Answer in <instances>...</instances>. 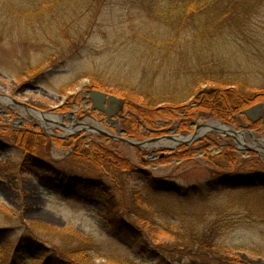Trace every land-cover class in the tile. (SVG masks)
<instances>
[{
	"label": "rangeland",
	"instance_id": "1",
	"mask_svg": "<svg viewBox=\"0 0 264 264\" xmlns=\"http://www.w3.org/2000/svg\"><path fill=\"white\" fill-rule=\"evenodd\" d=\"M10 1L25 6L31 2ZM90 1L92 9L83 4H80L83 8H77L78 1L72 0L70 7L59 10L56 18L50 22L48 20L52 27L45 25V29L43 26L30 27L27 21L18 22L6 10L0 9V93L8 99L29 103L49 115L62 117L60 108L66 104L76 114L71 121L49 120L55 125L52 129L54 133L50 134L43 125L45 118L26 113L27 110L18 104L10 106L0 100V141L6 144L5 149L0 151V229L5 232V240L9 241L8 245H0V258L5 259L4 264L12 258V247L29 227L34 228L37 235L45 236L41 231L45 230V225L55 230H71L90 236L97 241L103 254L109 251L116 255H130L138 261L143 258L140 251H132L131 246L123 241L116 225L106 217L101 205L64 197L46 185L45 180L55 178L54 173L46 169H24L21 165L26 152L24 149L36 143L34 151L39 161L49 162L58 170L88 178L100 177L97 169L89 168V163L72 157L73 151H69L68 144L76 140L77 146L83 149L104 144L128 159L137 171L133 174L129 170L115 173L114 180L121 184L124 194L128 195L134 189L140 192L144 204L156 210L162 218L160 220H176L178 223L180 219L198 215L208 225L216 227L218 244L227 250L222 254L225 259L231 260V264H264V219L255 213L259 206L264 205V185L238 190L225 189L217 182L222 175L229 173L241 175L246 171L263 176L264 153L242 147L234 137L218 130H209L195 141L182 142L175 148L154 147L150 143L142 148L85 131L67 137L62 124L77 122L85 112L90 114L80 102L72 104L68 101L73 96L80 99L83 91L92 83L90 75L102 80L104 92L121 98L123 102L126 95L124 85L130 83L135 86L143 78L145 65L160 63V56L147 61L153 57H147V53L140 49L141 42L131 32L132 27L150 30L158 35H168L170 31L151 14L156 0ZM59 24H65L73 40L70 45L65 44ZM248 26L242 30L245 33L237 31L239 38L236 37L238 35L225 32L206 53L216 60L222 59L227 73L239 74L252 89H258L264 87V6L259 13L254 14ZM253 26L263 30L259 36L255 34ZM38 28L44 31V40L40 42L32 37ZM246 38L249 42L245 41ZM58 39L69 50L49 61L48 57L60 48L55 43ZM144 53L146 60H141L145 57ZM27 70L30 73H25ZM158 73L157 77H164L165 70L158 67L150 71L152 76ZM194 100V97L189 100L193 102L190 116L186 117L184 112H180L177 114L179 119H169L171 114H164L169 117L162 114L156 127L146 122L138 125L132 110L121 111L130 121L129 128L136 137H132L124 128L122 120L111 129L96 115H87L83 122L96 120L111 135H118V129L123 128L124 137L142 141L163 138L160 143L169 140L164 138L166 136L188 137L195 133L197 123L204 126L210 120L219 121L227 129L238 132L248 129L258 136H264V119L252 123L246 115L236 113L222 120L213 111L198 107ZM260 104H264V101ZM21 111L26 115L21 114ZM28 131L44 135L48 144L24 139L23 132ZM55 139L63 142L57 144ZM66 140L72 141L66 144ZM246 142L254 144L249 139ZM152 151L155 152L154 158H150ZM162 154H165L164 157ZM229 155L235 157L233 162L229 163L225 159ZM142 170L172 182L180 188L182 195L163 187L158 188L157 192L150 190L146 187L147 177ZM193 188H197L198 195L192 190L188 193ZM126 202L131 204L130 201ZM128 215L133 219L131 214ZM161 242L166 246L170 243L167 239ZM167 254L162 260L150 264H225L219 256H211L197 249ZM92 258L91 264H109L101 253H94Z\"/></svg>",
	"mask_w": 264,
	"mask_h": 264
},
{
	"label": "trees",
	"instance_id": "2",
	"mask_svg": "<svg viewBox=\"0 0 264 264\" xmlns=\"http://www.w3.org/2000/svg\"><path fill=\"white\" fill-rule=\"evenodd\" d=\"M9 1L0 0V9L6 10L18 22L27 21L33 28L51 26L49 22L52 18H56L57 12L70 7L72 2V0H31L30 5L25 6L22 3L14 4ZM76 1L79 3L77 8L82 7L83 4L92 9L91 1ZM263 6L264 0H156L151 14L161 24L169 27L170 35L165 33L158 35L153 31L136 27H132L131 31L140 40V49L147 53V57H153L147 61L160 56V63L152 62L150 65H145L147 67L144 66L143 78L139 79L138 84L124 85L126 108L134 112L133 115L138 120L137 124L146 122L156 127L157 120L161 119L162 114H171L169 119H179L177 114L184 112L188 117L191 115L189 110L193 103L189 100L193 97L198 107L213 111V114L222 120L264 101V87L252 89L244 77L227 73L222 59L216 60L206 53L225 32L233 36L238 35L236 37L239 38L237 31L245 33L242 30L249 27L250 20ZM59 27L64 34L65 44L73 43L65 24H59ZM253 28L256 29L254 31L257 36L263 31L258 26ZM43 32L39 28L35 29L32 37L38 42L43 41ZM245 41L249 42V39L246 38ZM55 43L57 48H60L57 53L48 57L49 61L69 50L60 39ZM141 60H146V55ZM165 64L167 65L164 66ZM158 67L165 70L164 77H157L159 73L153 76L150 74L152 69ZM25 73L30 71L27 70ZM90 76L92 78L90 87L102 90V80H98L94 75ZM125 122L130 135L136 137L129 128L130 121ZM28 132H23L24 139L48 144L44 135ZM69 141L72 140L64 142L68 144ZM54 142L60 144L63 141L55 139ZM77 144L76 140L68 144L73 148L72 157L89 163V168L97 169L100 177L88 178L58 170L49 162L39 161L34 151L36 143L33 147L27 146L24 149L26 152L21 165L24 169L31 167L54 173L55 178L45 180L46 185L62 196L101 205L106 211V217L116 225L123 241L131 246L132 251H140L143 258L138 261L130 255H116L109 251L103 254L94 238L71 230H55L45 225V230L39 228L45 233V236L41 233L43 237L37 235L34 228L29 227V230L12 247V258L5 264H91L94 253H101L109 264L147 262L150 264L152 261L162 260L167 253L169 255L185 251L193 252L194 249L211 256H219L225 264H231V260L225 259L222 254L227 250L218 244L216 227H211L198 215L180 219L178 223L176 220L164 222L160 220V214L156 210L144 204L143 198L139 196L140 192L134 189L128 195L123 193L122 186L115 181L114 174L124 170H129L133 174L137 169L120 152L110 150L104 144H97L87 149ZM5 147L6 144L0 141V151ZM234 158L233 155L225 157L229 163L233 162ZM141 172L146 174V187L150 190L157 192L158 188L163 187L169 191H176L177 195H182L180 188L172 182L161 180L147 170ZM217 182L225 189L243 190L264 185V175L257 176L246 171L241 175L229 173L222 175ZM195 189L197 188L188 190V193L192 190L198 195L199 192ZM126 201H130L131 204H127ZM128 213L133 219L128 217ZM255 213L264 219V205L259 206ZM5 239V232L0 229L1 246L9 244ZM166 239L170 242L167 246L161 242ZM4 260L0 258V264H4Z\"/></svg>",
	"mask_w": 264,
	"mask_h": 264
},
{
	"label": "water",
	"instance_id": "3",
	"mask_svg": "<svg viewBox=\"0 0 264 264\" xmlns=\"http://www.w3.org/2000/svg\"><path fill=\"white\" fill-rule=\"evenodd\" d=\"M91 94L90 98L88 101L90 100H94L95 102L97 100L100 101V104L103 105L104 101L106 100V98L108 97V94L105 93V92H101V91H98V90H91L89 92ZM4 98H8L7 96H4V94H1L0 93V100L3 102L2 99ZM12 102V105L13 104H18L19 106H22L24 107L27 112H37L39 114H41V117L42 118H45V120H47L48 118H46L45 114H48V112L46 111H43V110H40L39 108L29 104V103H26V102H22V101H19L15 98H9ZM109 100H119L118 97L116 96H110ZM98 101V103H99ZM263 104H257L245 111H243L242 114L246 115L248 117V120L251 121L252 123H256L257 121H259L261 118H263V115L264 113H262V115H259L258 111L259 109L261 108ZM70 116L72 119H74L76 117V114L75 112H71L70 113ZM85 118V116L79 118V120L76 122V123H73L72 125H68V124H62V127H63V130H69V128H72L71 130H73V132L71 133H67V137H70V136H73V135H77V134H80L82 131H87V132H92V133H98V134H101V135H104V136H107L108 138L110 139H114V140H123L124 142L130 144V145H133V146H137V147H146L149 143L152 144L154 147L156 146L155 143H159L161 141V139L163 138H155V139H148V140H145V141H142V140H135V139H130V138H127V137H124L123 136V131L122 130H118L117 131V134L118 135H114L110 132H108L106 129L105 130H102V129H97L95 128L94 126H90V127H84V123L82 122V120ZM83 126V127H80V126ZM246 126H249L248 124ZM77 127H80L79 129H77ZM229 130H231V132H229ZM226 133H228V135L232 136V137H236V134L239 133L237 130H234V129H229L226 130ZM61 137H65V136H61ZM164 138H167L169 140H174L175 137L174 136H166ZM197 138L193 139L192 141H195ZM188 141H184L183 143H187ZM190 142V141H189ZM248 149H253L251 148L250 146L246 147ZM163 157L165 154H162ZM155 157V152L152 151L151 155H150V158H154Z\"/></svg>",
	"mask_w": 264,
	"mask_h": 264
},
{
	"label": "bare ground",
	"instance_id": "4",
	"mask_svg": "<svg viewBox=\"0 0 264 264\" xmlns=\"http://www.w3.org/2000/svg\"><path fill=\"white\" fill-rule=\"evenodd\" d=\"M74 97L75 96L69 98L68 101H72V99L74 100ZM2 100L5 104L12 106V102L10 99L4 98ZM21 112H22L21 114H24V115H26V113H28V114H31V115L36 116V117H38V116L41 117V114H39L37 112H33V111H31V112L25 111L26 113L24 111H21ZM258 113H259V115H262V113H264V105L261 106ZM45 115H47L46 118H48V119L45 120V123L43 125L47 129V131L50 134H52V133H54L52 129H53V127H55V125L49 123V120L61 122L62 117L57 116V115H49V114H45ZM90 121H91V123L87 121L83 126L88 128L91 125H94L95 128H97V129H104V127L100 123H97L96 121L91 120V119H90ZM72 124L73 123L70 122V125H72ZM197 124H198L197 125L198 127H197L194 134H190V136H188V137H178V138H175L174 140H168V141L163 142V143H156L155 144L156 147L175 148L180 143H182L184 141H191L195 138H198L199 136L204 135L209 130H218V131H221L223 133H226V130H228L225 125H223L222 123H220L217 120H210L204 126H203V124H199V123H197ZM71 129L72 128H69V130L67 129L66 133L69 134V133L73 132V130H71ZM77 129H79V128H77ZM229 132H231V130H229ZM235 139H236L237 143H240V146H242V147L250 146V147L254 148L255 150H258L259 152L264 153V136H258L256 134V132H251L250 130L245 129L243 131H239V133L236 134ZM248 139L253 141L254 144L253 143L251 145L248 144L246 142V140H248Z\"/></svg>",
	"mask_w": 264,
	"mask_h": 264
},
{
	"label": "flooded vegetation",
	"instance_id": "5",
	"mask_svg": "<svg viewBox=\"0 0 264 264\" xmlns=\"http://www.w3.org/2000/svg\"><path fill=\"white\" fill-rule=\"evenodd\" d=\"M91 90H95V89L91 88L89 85L88 87H86V90L83 91L80 99H76V97H74V100L71 101L72 104H74L75 101L80 102V104H82L83 108H86V109L88 108V110L90 111V114L86 113V112L84 114L82 113L83 115H81L79 118H81L83 116H87V115H90V116L96 115L97 117L101 118V120L103 119L105 125H107L109 127V129H111V127H115V126L119 125L121 120H122L124 128H126L128 130V128H127L128 125L125 122V121H128V118L121 113V111L125 112V110H127L126 100L125 101L123 100V102H122L121 98H118L119 100H111L110 101L109 98H110V96H113V95L109 96V94L107 92H105L108 94V97L104 101L103 105H101L99 100H97L96 102L94 100L88 101L90 96H91V94L89 93ZM98 91L104 92L103 90H98ZM98 101H99V103H98ZM66 105L67 106H65V109H64V107L60 108V111H61L60 114L65 121H68V120L72 119L70 116V113L73 111L72 110L70 111L68 109L70 107V105H68V104H66ZM118 130L125 131L123 128H119ZM127 138H129V137H127ZM115 141H121V140H115ZM121 142H124V141L122 140Z\"/></svg>",
	"mask_w": 264,
	"mask_h": 264
}]
</instances>
